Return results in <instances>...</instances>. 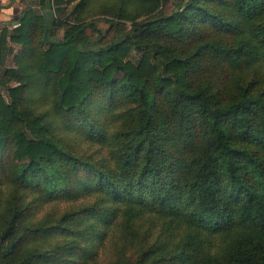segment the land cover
<instances>
[{
    "label": "trees",
    "instance_id": "trees-1",
    "mask_svg": "<svg viewBox=\"0 0 264 264\" xmlns=\"http://www.w3.org/2000/svg\"><path fill=\"white\" fill-rule=\"evenodd\" d=\"M73 1L1 29V264H264V0Z\"/></svg>",
    "mask_w": 264,
    "mask_h": 264
},
{
    "label": "rangeland",
    "instance_id": "rangeland-1",
    "mask_svg": "<svg viewBox=\"0 0 264 264\" xmlns=\"http://www.w3.org/2000/svg\"><path fill=\"white\" fill-rule=\"evenodd\" d=\"M50 3L49 7H43L41 4H38V0H29L28 4L25 1V9L28 6H31L37 15H40L41 13H44L45 11H50L51 15L54 16L55 18H64L68 15L74 16L69 14V12L72 10L74 4L76 1H73L69 4H67L65 2V0L59 5L61 12H58L56 10V5L54 4V0H48ZM174 1L175 0H165L162 4V8H161V12L165 13L170 11L173 7H174ZM21 16V15H20ZM68 17V18H69ZM93 18L94 22L96 23V26L101 30V31H105L108 26V17L106 16H99L96 14H93L91 16V19ZM70 19V18H69ZM18 20L15 19H11V23H10V27L8 28L9 32L12 30L13 26L18 25ZM6 25V22L0 23V37H1V29L4 28ZM127 26H129V22L126 23ZM64 24H62L61 26H57L54 28L53 31V37L52 38H61L62 34H63V28H64ZM128 28V27H127ZM87 34L91 37H95L98 35V33L96 31L91 30L90 28H88L86 30ZM9 34L6 33L5 35V46H1L0 47V97H2L4 100H8V90H7V86L11 85L12 82H8L7 84L3 83V71L6 67L9 66H13V61H12V55L16 52L18 46L15 45L14 43L11 42L9 36ZM7 46H13V50L9 53V51H7ZM130 58L135 61L138 57V53L135 51L134 48H132L131 52H130ZM81 143H79L80 148H86L89 149V146H87V143L84 141H80ZM91 149H95V147H92ZM71 202H53L51 204L45 205L42 208V211L40 214L44 213L45 211H54L55 213H60L62 212L64 209H66L67 207L70 206ZM109 241H107L106 245L104 248H101L97 257V260L94 264H111V259H112V252L109 251V248L107 246H109Z\"/></svg>",
    "mask_w": 264,
    "mask_h": 264
},
{
    "label": "crops",
    "instance_id": "crops-1",
    "mask_svg": "<svg viewBox=\"0 0 264 264\" xmlns=\"http://www.w3.org/2000/svg\"><path fill=\"white\" fill-rule=\"evenodd\" d=\"M25 1L28 4L29 0H0V23L6 22L4 26L9 28L11 19L18 20L25 9Z\"/></svg>",
    "mask_w": 264,
    "mask_h": 264
},
{
    "label": "water",
    "instance_id": "water-1",
    "mask_svg": "<svg viewBox=\"0 0 264 264\" xmlns=\"http://www.w3.org/2000/svg\"><path fill=\"white\" fill-rule=\"evenodd\" d=\"M52 20V15L50 13H48V11L44 12V29L45 32H47L48 29V25L51 23ZM1 264V262H0Z\"/></svg>",
    "mask_w": 264,
    "mask_h": 264
}]
</instances>
